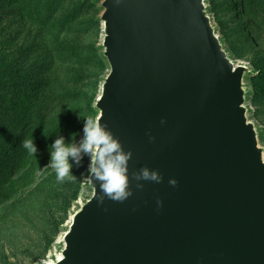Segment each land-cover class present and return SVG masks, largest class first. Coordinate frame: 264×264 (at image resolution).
<instances>
[{"label": "water", "instance_id": "water-1", "mask_svg": "<svg viewBox=\"0 0 264 264\" xmlns=\"http://www.w3.org/2000/svg\"><path fill=\"white\" fill-rule=\"evenodd\" d=\"M96 1L109 73L95 107L132 152L133 194L101 203L88 178L92 195L52 264H264V151L246 117L247 69L223 50L203 0ZM145 166L164 179L140 189L132 173Z\"/></svg>", "mask_w": 264, "mask_h": 264}, {"label": "rangeland", "instance_id": "rangeland-1", "mask_svg": "<svg viewBox=\"0 0 264 264\" xmlns=\"http://www.w3.org/2000/svg\"><path fill=\"white\" fill-rule=\"evenodd\" d=\"M203 3L227 56L247 69L246 117L264 151V0ZM101 14L96 0H0V264L53 263L92 195L87 155L79 167L69 160L75 180L58 182L48 164L58 136L78 144L85 120L99 117L109 73Z\"/></svg>", "mask_w": 264, "mask_h": 264}, {"label": "clouds", "instance_id": "clouds-1", "mask_svg": "<svg viewBox=\"0 0 264 264\" xmlns=\"http://www.w3.org/2000/svg\"><path fill=\"white\" fill-rule=\"evenodd\" d=\"M164 123V120H161ZM150 139H153L150 137ZM22 147L30 155L37 156L38 148L34 138H26L22 141ZM82 155L89 157V180L99 184L102 193L100 202L105 198L123 202L133 193L130 187L129 161L132 158L131 150L125 151L119 137L109 129L106 123H101L99 118H88L83 126V137L76 143H65L63 136H58L49 145V164L56 173V180H75L72 174L73 164L80 166ZM132 177L137 181L136 187H144L142 181L161 183L163 176L158 170L142 167L139 171L132 173ZM168 183L176 186L178 181L175 178L169 179ZM158 206H162V201H157Z\"/></svg>", "mask_w": 264, "mask_h": 264}, {"label": "bare ground", "instance_id": "bare-ground-1", "mask_svg": "<svg viewBox=\"0 0 264 264\" xmlns=\"http://www.w3.org/2000/svg\"><path fill=\"white\" fill-rule=\"evenodd\" d=\"M71 219V218H70ZM61 250V249H60ZM58 255V254H57ZM57 257V256H56ZM57 258H59V256L57 257ZM51 261V260H50ZM47 263V262H46ZM48 264V263H47ZM49 264H52V262L51 263H49Z\"/></svg>", "mask_w": 264, "mask_h": 264}, {"label": "trees", "instance_id": "trees-1", "mask_svg": "<svg viewBox=\"0 0 264 264\" xmlns=\"http://www.w3.org/2000/svg\"><path fill=\"white\" fill-rule=\"evenodd\" d=\"M261 90H264V87H261ZM22 100H24V99H22ZM17 103H19V102H17Z\"/></svg>", "mask_w": 264, "mask_h": 264}]
</instances>
